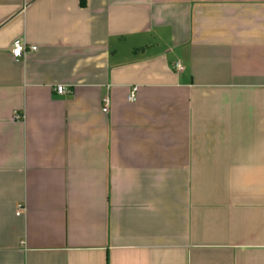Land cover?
<instances>
[{"label": "crops", "instance_id": "crops-1", "mask_svg": "<svg viewBox=\"0 0 264 264\" xmlns=\"http://www.w3.org/2000/svg\"><path fill=\"white\" fill-rule=\"evenodd\" d=\"M0 264H264V0H0Z\"/></svg>", "mask_w": 264, "mask_h": 264}, {"label": "built area", "instance_id": "built-area-1", "mask_svg": "<svg viewBox=\"0 0 264 264\" xmlns=\"http://www.w3.org/2000/svg\"><path fill=\"white\" fill-rule=\"evenodd\" d=\"M37 47L36 46H29L26 44V42H24L23 40H17L12 47V55L16 60H21L22 58H24L26 56V54H28L31 51H36ZM175 69L180 72L183 71L184 67L180 62H177L174 65ZM136 88H134V90L132 91V93L129 96V100L131 102L136 101ZM56 91L58 94H65L67 92V89L64 85H58L56 87ZM110 104H111V100L109 96H106L103 98V106H102V110L104 113H108L110 111ZM14 119L16 121H21L23 119L22 114L16 112L14 114ZM23 208H18L17 211V215L20 216L21 212H22Z\"/></svg>", "mask_w": 264, "mask_h": 264}]
</instances>
